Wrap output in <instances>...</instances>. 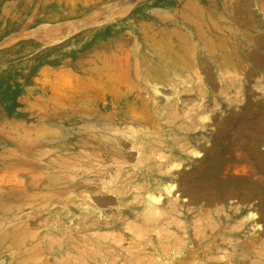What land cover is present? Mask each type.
<instances>
[{
	"label": "rangeland",
	"instance_id": "374dc122",
	"mask_svg": "<svg viewBox=\"0 0 264 264\" xmlns=\"http://www.w3.org/2000/svg\"><path fill=\"white\" fill-rule=\"evenodd\" d=\"M59 1L0 0V264H264V0Z\"/></svg>",
	"mask_w": 264,
	"mask_h": 264
},
{
	"label": "bare ground",
	"instance_id": "6f19581e",
	"mask_svg": "<svg viewBox=\"0 0 264 264\" xmlns=\"http://www.w3.org/2000/svg\"><path fill=\"white\" fill-rule=\"evenodd\" d=\"M204 37V36H203ZM262 44V43H261ZM218 45V44H217ZM214 47V46H213ZM261 47H263L264 48V43H263V45L261 46ZM260 47V48H261ZM249 55H250V53H249ZM246 56V55H245ZM187 57H189V55L187 54V53H185L184 52V54H183V57L182 58H184L185 60H190V59H192V57H189V58H187ZM247 57V56H246ZM194 58V57H193ZM248 58V60H249V57H247ZM134 63V62H133ZM257 63V65L259 66V67H264V59H258V61L256 62ZM135 67L133 66V65H131L130 63L128 64V65H126L125 63L122 65V66H120L119 67V70H122V72H121V76L123 77V78H125V79H127V81L128 80H132L133 79V74H134V69ZM137 70V69H136ZM114 73V72H113ZM250 72H248V74H249ZM112 75V74H111ZM115 75V77H116V74H114ZM119 75V74H118ZM118 77V76H117ZM110 78H112V77H110ZM118 79H121V78H118ZM112 80V79H111ZM114 80V79H113ZM118 81V80H117ZM126 81V80H125ZM76 85V84H75ZM129 86V85H128ZM77 87H78V85H77ZM76 87V88H77ZM72 90V89H71ZM127 90V89H126ZM125 90V91H126ZM157 91V90H156ZM155 91V92H156ZM71 102H70V105H71V113L73 114V116L75 117L77 114H76V112H77V110H79L80 108H81V100H80V98L82 99V95L81 94H79L77 91H74L73 93H72V95H71ZM83 102V101H82ZM129 104V103H128ZM127 110H129V111H133V110H135L134 108H135V105L134 104H129V105H127ZM132 114V113H131ZM134 114H136V113H134ZM138 114V113H137ZM136 117V116H135ZM261 123H264V117H262L261 119ZM79 123H80V121H77V122H73L72 123V126H71V136H70V141H71V143H72V150H77L78 149V147L81 145V144H83L85 141H86V139H87V135H85V134H82L81 136H79V135H77V133H78V130H81L82 128H80L79 127ZM252 124V123H251ZM96 139V138H95ZM195 154H197V153H195ZM84 156V155H83ZM85 157V156H84ZM86 158V157H85ZM84 159V158H83ZM82 155L81 154H74L73 155V160H76V162L77 161H79V162H82ZM85 162V161H84ZM81 166V165H80ZM170 168H172V167H170ZM175 168H177L176 166H175ZM78 171V170H77ZM84 173V172H83ZM70 176V175H69ZM69 179V178H68ZM173 188H174V186L173 185H171V186H167L166 188H165V190H166V192H168V193H170L172 190H173ZM146 195V194H145ZM142 197V196H141ZM157 197V196H156ZM155 196H153V195H149L148 196V198H147V207H148V210H149V212H151V214L154 212H156V210H157V207H156V205L155 204H157V203H159L160 202V200L159 199H157ZM159 197V196H158ZM146 207V208H147ZM158 208H159V206H158ZM150 214V215H151ZM155 216V215H154ZM205 229V228H204ZM132 230V229H131ZM206 230V229H205ZM133 231V230H132ZM136 233V232H135ZM138 233V232H137ZM252 244V243H251ZM188 249V248H187ZM195 257V251L193 250V249H190V250H186V252L183 254V255H181V261L182 260H184V259H191V258H194ZM15 261V260H14ZM16 263V262H15ZM185 263V262H184ZM187 263V262H186ZM214 262H211V261H208V264H213Z\"/></svg>",
	"mask_w": 264,
	"mask_h": 264
},
{
	"label": "crops",
	"instance_id": "0c3cea01",
	"mask_svg": "<svg viewBox=\"0 0 264 264\" xmlns=\"http://www.w3.org/2000/svg\"><path fill=\"white\" fill-rule=\"evenodd\" d=\"M50 1V0H49ZM60 3V4H59ZM59 3L56 4V6H67L68 0H65V3L60 0ZM44 5H48V2L44 3ZM40 69V68H39Z\"/></svg>",
	"mask_w": 264,
	"mask_h": 264
}]
</instances>
